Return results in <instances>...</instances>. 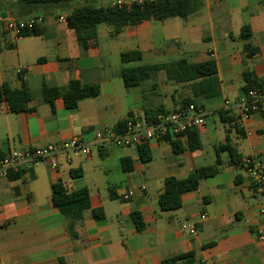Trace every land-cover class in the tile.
I'll return each mask as SVG.
<instances>
[{
    "label": "crops",
    "instance_id": "0c3cea01",
    "mask_svg": "<svg viewBox=\"0 0 264 264\" xmlns=\"http://www.w3.org/2000/svg\"><path fill=\"white\" fill-rule=\"evenodd\" d=\"M0 1L6 14H14L8 0ZM110 1L72 0L70 8L35 13L43 18L37 36L19 38L0 29V86L21 89L26 84L31 95L25 113H12L7 102L0 103V158L11 149L60 144L73 137L92 142L97 130L117 131L121 122L146 118L147 112L175 111L186 100L205 112V124L197 129L201 148H188L182 136L154 140L147 145L152 160L143 163L138 147L106 144L92 147L88 157L60 158L55 170L39 164L16 178L14 173L0 178V264H162L190 253V263L177 264H264V242L257 235L264 224L250 178L223 149L231 147L241 163L253 155L264 161V111L243 130L226 108L227 101L237 103L246 93V73L264 81V0H203L186 18L149 19L125 26L115 36L111 27L100 24L96 41L83 49L75 30L61 23L60 16L67 17L73 6L101 7ZM244 27L250 30L248 39L242 38L248 34L242 33ZM129 51L141 52L142 61L123 64L121 54ZM181 59L214 60L220 94L199 100L192 82L170 83L163 71L143 86L126 89L123 68ZM72 80L96 85L100 94L81 100L74 110L61 98L54 107L44 102V86L64 88ZM223 111L229 115L225 119ZM175 141L184 148L179 153ZM208 166H215L217 174L184 194L180 209L160 208L166 179L183 180ZM56 183L68 193L84 188L90 193L91 208L76 226V239L52 204ZM94 209H102L104 219L95 220ZM133 212L142 218L141 231ZM187 223L195 225V235L182 230Z\"/></svg>",
    "mask_w": 264,
    "mask_h": 264
},
{
    "label": "trees",
    "instance_id": "16d2710c",
    "mask_svg": "<svg viewBox=\"0 0 264 264\" xmlns=\"http://www.w3.org/2000/svg\"><path fill=\"white\" fill-rule=\"evenodd\" d=\"M90 2L92 0H85ZM72 0H14L8 3V10H14L15 16H34L41 11L64 10L70 8ZM203 5V0H160L157 2H148L141 5L135 4L131 9L118 7H103L95 4H85L83 6L71 7V12L67 16V24L74 29L80 46L87 50L91 43L97 39V26L105 24L113 29V35H118L125 26H134L149 19L164 21L168 18H186L197 12ZM6 9L0 1V15H5ZM42 17V16H35ZM242 38L248 39L251 36L248 27H244ZM41 33L39 26L31 30L21 32L22 37L37 36ZM249 51L250 47L246 46ZM250 52V51H249ZM253 53V52H252ZM252 53H249L252 55ZM143 55L139 51H129L121 54V62L129 64L142 61ZM163 71L167 80L173 84L183 82H192V89L197 99L204 100L216 97L220 94V81L217 76V67L214 60H208L200 63H193L187 59H181L170 63L159 65H141L123 68L121 76L126 89L143 86L151 81L157 72ZM247 86L244 92L253 88L264 87V81H258L251 74L244 75ZM100 94V88L96 85L81 83L72 80L66 87H43V100L45 103L54 107L56 99L61 98L68 110H74L78 107L81 100L89 97H96ZM31 100L30 92L26 84L21 89H12L9 85L0 86V103L5 101L12 113L28 112V103ZM200 107L195 101H183L182 107L188 105ZM158 112H147L146 119L153 122ZM223 119L229 116L228 112H220ZM229 122L234 118L228 117ZM126 121L117 126V131H121ZM198 128L188 130L182 137L187 138V147L190 149H200L201 140ZM174 151L181 152L184 148L180 141L173 142ZM223 149L231 153L235 164H242L240 158L234 150L226 146ZM139 155L143 163H149L152 160L151 152L147 145L138 147ZM126 162L125 160L123 161ZM130 170V168H126ZM217 174L215 166L202 167L197 169L186 179L178 180L168 178L164 182L163 191L159 197V205L163 211L178 210L182 206V196L188 192L196 191L200 182ZM20 174H14L16 178ZM52 204L62 214L66 222V230L72 239L77 238L76 226L83 220L84 213L90 210V193L84 188L78 191L68 193L61 183L52 186ZM95 220L104 219L105 215L102 209L92 210ZM132 220L139 231L143 230L144 223L138 212L131 214ZM193 254L180 255L171 259L164 260L162 264H177L181 260L190 263Z\"/></svg>",
    "mask_w": 264,
    "mask_h": 264
},
{
    "label": "built area",
    "instance_id": "2783aa9c",
    "mask_svg": "<svg viewBox=\"0 0 264 264\" xmlns=\"http://www.w3.org/2000/svg\"><path fill=\"white\" fill-rule=\"evenodd\" d=\"M160 0H111L103 7H118L131 9L133 5H141ZM61 23H67L66 16H60ZM42 17H18L12 14L0 15V29L15 34L21 38V32L31 30L41 25ZM226 108L233 111L238 119L240 129H246V123L257 113L264 111V87L253 88L247 91L241 100L231 104L226 102ZM205 124V112L193 104L179 108L175 111L160 114L151 122L145 117L130 118L126 121L121 131L109 129L97 130L92 142H85L78 137H73L60 144H49L25 150L11 149L0 158V178L7 177L10 173L20 174L31 171L39 164H46L51 169H58L59 159L70 161L71 157L84 155L90 156L92 147L111 144L119 148L139 147L148 145L154 140H174L181 137L188 130L199 128ZM250 135L251 132L248 131ZM242 166L251 181V191L257 203L258 215L264 224V161L259 156L253 155L243 159ZM129 194L123 196L129 199ZM206 218L201 216V220ZM182 230L191 235L197 233L194 224L182 225ZM258 239L264 242V230H258Z\"/></svg>",
    "mask_w": 264,
    "mask_h": 264
},
{
    "label": "rangeland",
    "instance_id": "374dc122",
    "mask_svg": "<svg viewBox=\"0 0 264 264\" xmlns=\"http://www.w3.org/2000/svg\"><path fill=\"white\" fill-rule=\"evenodd\" d=\"M10 1H12V0H8V2H10ZM209 160V159H208Z\"/></svg>",
    "mask_w": 264,
    "mask_h": 264
}]
</instances>
